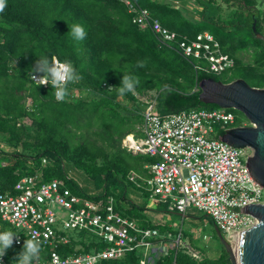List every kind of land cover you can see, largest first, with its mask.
<instances>
[{"label": "trees", "instance_id": "obj_1", "mask_svg": "<svg viewBox=\"0 0 264 264\" xmlns=\"http://www.w3.org/2000/svg\"><path fill=\"white\" fill-rule=\"evenodd\" d=\"M130 1L148 9L152 17L172 31L189 38L202 32L172 2ZM195 1L212 6L215 0ZM221 1L232 9L229 25H233L234 31H228L227 24L215 19L214 14L199 17L212 25L209 31L222 52L235 61L232 70L222 73L225 76L196 70V63L183 58L173 45H160L149 29H140L132 23V15L123 0H6L7 6L0 12V192L14 194L13 187L20 178L41 172L44 182L62 179L78 195L91 199L113 196L116 209L122 215L141 226L147 225L146 206L134 203L120 191L126 182L139 192L128 175L147 177L144 166L154 162L144 155H132L120 145L125 136L133 133V128L126 123L125 112L131 103H138L135 94L140 97L153 92L150 99L153 97L155 104L158 103L157 113L166 115L189 109L218 108L199 101L198 84L204 79L223 83L242 79L251 87L264 88V71L251 76V66L239 68L234 58L235 47L239 46L235 43L244 46L241 43L245 38L256 52L259 69L264 70V44L256 39L251 28L254 24L256 32L264 34V10H258L254 0ZM72 24L84 27L83 40L76 41L68 33ZM241 31L243 37L235 38L232 32ZM228 41L235 47L226 48ZM41 57L70 62L81 79L69 84L68 91L86 92V96L74 102H58L51 85L38 86L33 82L30 72ZM141 61L144 67L137 66ZM241 69L245 70L237 74ZM129 74L138 78L139 83L134 93L121 96L117 88L123 75ZM28 98L29 108L24 104ZM227 111L234 113L236 119L240 115L232 109ZM137 117L140 123L141 118ZM42 158L47 161L44 168ZM65 163L84 172L101 193L85 195L64 173ZM94 245L86 233L71 232L68 244L59 246L57 252L61 256L87 253ZM22 249L23 246L11 249L8 258L14 261ZM176 249L155 264H231L223 250L217 260L196 261ZM100 264H139V255L131 252Z\"/></svg>", "mask_w": 264, "mask_h": 264}, {"label": "built area", "instance_id": "obj_2", "mask_svg": "<svg viewBox=\"0 0 264 264\" xmlns=\"http://www.w3.org/2000/svg\"><path fill=\"white\" fill-rule=\"evenodd\" d=\"M123 1L133 24L149 29L160 45H173L183 58L195 60L196 70L220 75L233 66V58L222 52L212 34L200 32L193 38L178 34L164 27L148 9ZM143 102L146 109L141 113L140 135L125 136L121 148L154 162L144 166L147 177L130 173L128 180L141 194L165 203L169 212L185 214L194 208L209 216L232 244L237 233L256 224L244 209L264 204V189L246 165L251 151L218 139L223 130L246 124L238 123L236 115L226 109H189L159 115L154 100ZM46 164L42 158L41 165ZM13 190L14 194L0 192V232L10 229L18 237L0 258V264H16L8 258L9 251L32 238L42 243L40 260L33 264H100L131 252L138 253L139 264H155L181 243L180 232L168 246L159 239L157 229L122 215L113 196L91 199L78 195L62 179L44 182L38 173L27 175L15 183ZM71 232L86 233L94 241V249L61 256L57 248L68 244Z\"/></svg>", "mask_w": 264, "mask_h": 264}, {"label": "rangeland", "instance_id": "obj_3", "mask_svg": "<svg viewBox=\"0 0 264 264\" xmlns=\"http://www.w3.org/2000/svg\"><path fill=\"white\" fill-rule=\"evenodd\" d=\"M195 3H194V2ZM188 2L190 5L189 7H184L182 4H180V7H176L178 9L181 8V12L186 15V18L190 22H195L197 23L198 26L201 27L202 32H208L211 34L210 28L212 25L207 24L203 19L200 17L196 19L197 16L200 14H203V16L207 17L208 15H213L215 19H218L220 22L227 24V30L228 31H234L232 29L233 25H229L230 20L232 21L233 19V14H232V9L228 8L224 2L221 0H215L214 4L212 6L210 5H204L203 2H196L195 0H184V3ZM201 4V8L199 6ZM254 5L258 10H264V0H254ZM199 6V7H197ZM212 7V8H211ZM201 12V13H200ZM254 25V24H253ZM252 25V27H253ZM251 27V28H252ZM204 30V31H203ZM178 33V32H176ZM237 38V37H243V31L238 32V34L232 32ZM179 34V33H178ZM247 35V33H246ZM248 39V38H247ZM257 39V38H256ZM230 40V39H228ZM241 43L244 46H240V43L237 42L235 44L239 46H234L231 44V41L226 42V48L228 47H235V54L234 58L237 60L239 63L237 65L242 66L241 68H244L245 66H251L249 67V70L251 71V76H258V72H263L264 70H261L259 68V65L255 62V56L256 52L252 45H250V41L246 40L244 38V41ZM263 43V42H262ZM261 44V43H260ZM232 45V46H231ZM231 57V56H230ZM195 63L196 61L193 60ZM235 64V61H234ZM233 64V65H234ZM236 66V65H234ZM232 66L228 70H232L234 68ZM237 68L235 67V70ZM226 70V72L228 71ZM245 69L237 70V74H241ZM231 72V71H230ZM232 73V72H231ZM224 75V74H221ZM231 75V74H230ZM225 76V75H224ZM223 76V77H224ZM222 77V78H223ZM171 84V81L168 82ZM136 91V89H135ZM153 92L142 94L140 98L142 101H137L138 103H131L130 107H128V112H125L126 120L128 126L133 128L134 134L136 135V138L140 135V123L137 115L140 116L141 118V113L146 109V106L143 104L145 100H148L151 98L153 95ZM86 96V92H77L74 91L73 89H70L68 91V95L65 98L66 101L68 102H74L77 100H80ZM121 99V98H119ZM137 99V98H136ZM154 100V98L152 97ZM155 102V100H154ZM25 107L29 108L30 107V99L28 98L25 102ZM158 108V103L156 102L154 110L157 112ZM136 112H139L136 114ZM141 120V119H140ZM237 120H241L243 124L248 125V122L245 120L241 114H237ZM141 122V121H140ZM29 131L32 130V128L28 129ZM215 132H218V126L214 127ZM138 131V133H137ZM121 145V144H120ZM4 148V146H2ZM249 151V150H248ZM148 157V156H147ZM42 166V165H41ZM46 167V165L44 166ZM42 166V168H44ZM63 171L65 174H67L68 179L72 180L75 184L80 186V188L83 190V193L86 195H93L95 196L96 194L101 193V190L96 189L94 186V183L90 177H88L84 172L76 169L74 166L65 163ZM42 176L41 172H38ZM135 177V176H134ZM136 178V177H135ZM137 179V178H136ZM140 182L139 180H137ZM141 183V182H140ZM125 188H122L120 191L123 193H126L125 196L127 198L133 200L134 203L138 205H145L148 210L144 212L145 216H151L152 214L156 215L155 223L161 224L160 223V217L162 219H165L168 223V225H172V227L175 225V228H172V230H175V232L178 234L180 231L182 233V240L181 243L179 244V247L176 249V251L179 252H184L185 254L190 255L194 260L200 261L203 258L207 259H212V260H217L221 253L222 250L224 251L223 246L217 239L214 233V226L211 218L209 216H206L204 213L194 209V208H189L185 214H178V213H170L165 210L166 204L165 203H158L155 202L154 198H150L148 195L142 193L141 196L137 195L136 192L133 190V187L125 182ZM263 198H264V191H263ZM141 218V217H140ZM137 222V221H136ZM160 229V228H159ZM224 238L227 240L228 236H224ZM234 242V241H233ZM173 243V242H172ZM125 256V255H124ZM123 256V257H124ZM121 257V258H123ZM120 259V258H119Z\"/></svg>", "mask_w": 264, "mask_h": 264}, {"label": "water", "instance_id": "obj_4", "mask_svg": "<svg viewBox=\"0 0 264 264\" xmlns=\"http://www.w3.org/2000/svg\"><path fill=\"white\" fill-rule=\"evenodd\" d=\"M252 31L264 44V34L257 33L254 25ZM198 90L201 103L235 110L248 122L246 126L223 130L224 133L218 139L231 147L251 151L246 165L252 178L264 189V88L251 87L242 79L223 83L209 78L198 84ZM244 213L254 217L256 224L237 233L234 250L213 225L215 236L231 264H264V204L249 205Z\"/></svg>", "mask_w": 264, "mask_h": 264}, {"label": "clouds", "instance_id": "obj_5", "mask_svg": "<svg viewBox=\"0 0 264 264\" xmlns=\"http://www.w3.org/2000/svg\"><path fill=\"white\" fill-rule=\"evenodd\" d=\"M6 0H0V12L6 8ZM69 27V26H68ZM76 41L85 38L86 32L82 25L72 24L68 32ZM138 67H144V62H138ZM41 74V75H35ZM31 78L36 81L38 86L51 85L54 89V96L58 102L65 101L68 95V85L78 82L81 77L70 62L61 63L57 58L51 60L47 57H41L36 60L35 67L30 72ZM139 83L138 78L132 75H123L120 86L117 88L118 93L123 96L126 92H135L136 85ZM18 234L10 229L0 232V258L6 250L9 249L17 238ZM18 242V240H17ZM42 243L36 238L25 239L22 251L14 258L16 264H33L34 261L40 260Z\"/></svg>", "mask_w": 264, "mask_h": 264}, {"label": "crops", "instance_id": "obj_6", "mask_svg": "<svg viewBox=\"0 0 264 264\" xmlns=\"http://www.w3.org/2000/svg\"><path fill=\"white\" fill-rule=\"evenodd\" d=\"M162 2H164V3H167V2H172V4L175 6V7H180V4H182L184 7L186 6V7H189V3L188 2H186V3H184V0H162ZM194 2V1H193ZM197 7H199V6H197ZM197 18H199V16H197L196 17V19ZM170 30V29H169ZM140 124H141V122H140ZM138 133V132H137ZM132 134H134V131H133V133ZM132 134H129V135H132ZM136 134V133H135ZM136 136V135H135ZM138 194H141L140 192H137ZM136 193V194H137ZM137 194V195H138ZM166 210V209H165ZM167 211V210H166ZM167 212H169V211H167ZM170 213H175V212H170ZM155 219H156V215L155 214H152L151 213V216H148V223H147V226H149V227H152V228H155V229H157L158 230V232H159V235H160V240L161 241H163V242H165L166 243V245H168V246H170L171 245V243H172V240H174V238H176L177 237V235L179 234H177L176 232H175V230H172V228H175L176 226L174 225L173 227H172V225H168L167 223V221L165 220V219H162L161 217H160V223L161 224H158V223H155ZM160 228V229H159ZM180 236H181V240H182V233H181V231H180ZM170 250H172V249H169V251Z\"/></svg>", "mask_w": 264, "mask_h": 264}, {"label": "bare ground", "instance_id": "obj_7", "mask_svg": "<svg viewBox=\"0 0 264 264\" xmlns=\"http://www.w3.org/2000/svg\"><path fill=\"white\" fill-rule=\"evenodd\" d=\"M129 139H131V136L129 137ZM235 240H236V239H235ZM235 240H234V242H232V244H231L233 250H234Z\"/></svg>", "mask_w": 264, "mask_h": 264}]
</instances>
